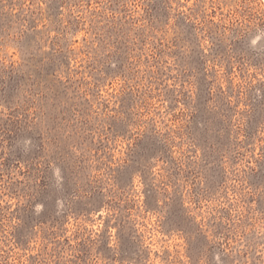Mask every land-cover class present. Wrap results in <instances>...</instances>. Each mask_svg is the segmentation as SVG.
<instances>
[{
	"label": "rangeland",
	"instance_id": "374dc122",
	"mask_svg": "<svg viewBox=\"0 0 264 264\" xmlns=\"http://www.w3.org/2000/svg\"><path fill=\"white\" fill-rule=\"evenodd\" d=\"M0 264H264V0H0Z\"/></svg>",
	"mask_w": 264,
	"mask_h": 264
},
{
	"label": "trees",
	"instance_id": "16d2710c",
	"mask_svg": "<svg viewBox=\"0 0 264 264\" xmlns=\"http://www.w3.org/2000/svg\"><path fill=\"white\" fill-rule=\"evenodd\" d=\"M16 73H17V70H11L9 72V75L12 76V77H14V75H16ZM4 100H6L5 102H6L7 105H10L11 104V101H9V99H8V95H6V97L4 98Z\"/></svg>",
	"mask_w": 264,
	"mask_h": 264
}]
</instances>
